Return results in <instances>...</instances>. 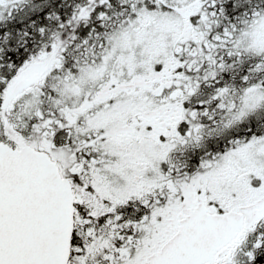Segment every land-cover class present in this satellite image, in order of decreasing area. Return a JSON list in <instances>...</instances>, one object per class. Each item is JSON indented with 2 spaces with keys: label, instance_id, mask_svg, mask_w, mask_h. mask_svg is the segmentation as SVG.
<instances>
[{
  "label": "flooded vegetation",
  "instance_id": "1",
  "mask_svg": "<svg viewBox=\"0 0 264 264\" xmlns=\"http://www.w3.org/2000/svg\"><path fill=\"white\" fill-rule=\"evenodd\" d=\"M90 1L52 0L54 23L47 26L48 31L38 25L35 30L29 27L30 30L14 33L34 35L39 40L54 38L56 41L62 37H83L89 28L92 33L93 16H86L76 26L75 13L77 6L83 5L82 2L88 6ZM201 1L197 0L184 9L188 17L181 32H192L194 37H209L211 31L214 33V26L210 27L211 31L197 28L201 21ZM102 6L107 11L109 0H102ZM41 15L36 18L41 19ZM8 16L15 19L12 14ZM50 47L42 46L40 50ZM34 48H17L15 51L27 54ZM67 49H61V57L57 59L61 63L57 67L64 64ZM185 58L177 61L173 55L166 66L156 67L151 76L142 80L122 82L115 72H105V80L101 79L96 87L87 90L72 110L58 108L57 113L41 111L36 130L32 127L29 132L13 133L0 126L2 141L15 149L28 148L48 158L56 165L62 178L70 182L74 195V232L69 264H74L75 257L85 256L87 247L91 250L88 255L90 261L102 257L110 264H148L179 231L183 222L200 211L209 215L239 213L240 220L224 233L221 242L204 252L193 264L237 263V250L250 237L248 215L253 214L252 225L256 226L261 220V216L256 217L257 211L264 212V194H257V188L255 191L249 188L244 175H239L233 167V160L224 155L236 148L235 135L225 139L221 146L218 132L206 133L215 128L209 127V119L216 117L219 111L209 103L194 106L200 96L189 92L193 88L197 92L202 85L192 79L200 71L196 68L191 72ZM227 76L230 81L232 74L229 72ZM21 77L15 86L21 83L22 88L13 94L14 86L11 96L36 86V76ZM174 88L181 92L173 94L171 90ZM117 102L131 110L115 126H108L104 112ZM190 119L199 121L196 124ZM184 125H189L192 132L186 133ZM172 139L182 149L173 153L168 161L157 160L154 154L156 146L173 144ZM148 150H151L152 158ZM140 154L145 158L140 159ZM127 187L130 190L128 194H135L129 210L123 206L105 208L109 205L106 204L101 205L105 211L100 214L99 208L89 203V194H123ZM243 190L247 195L238 198L237 194H243ZM92 201L97 203L95 198ZM128 213L131 216L127 217ZM98 216H103V223H98ZM129 221L133 223L130 230L124 227ZM121 226L126 230L118 234L122 242L109 240L117 230H121ZM124 228L121 231L124 232ZM99 229L101 231L98 232ZM101 236L105 246L100 255L98 250L93 251L92 245L95 238Z\"/></svg>",
  "mask_w": 264,
  "mask_h": 264
},
{
  "label": "rangeland",
  "instance_id": "2",
  "mask_svg": "<svg viewBox=\"0 0 264 264\" xmlns=\"http://www.w3.org/2000/svg\"><path fill=\"white\" fill-rule=\"evenodd\" d=\"M43 1L0 0V25L3 27L18 25L20 28H22L21 25L32 28L42 25L47 30V26L54 23L52 16L54 7H52V0H47V3ZM196 1L119 0V6L112 10L108 6L107 11L99 14L102 0H91L88 6L84 5L86 2H82L83 5L77 6L75 25H79L83 19H86V16L92 14V33L89 28L88 33L83 37H62L57 41L54 38H45L53 39L55 44L47 50L34 48L25 54L24 58L20 60L21 63L15 68L14 75L8 79L2 77V66L0 65V126L13 133L29 132L32 127L33 130H36L41 111L57 113L58 108L72 110L80 103L87 90L96 87L101 79L105 80V72L108 74L115 72L117 78L122 82L142 80L151 76L156 67L166 66L173 55L177 61L186 57L189 70L192 72L199 68L200 71V74H196L192 79L202 85L197 92L195 88L189 92V94L200 96L199 100L196 99L198 102H195L194 106L200 107L204 102L215 105L219 111L216 117L209 119V127L216 129L212 128L206 133L218 132L221 146L225 139L232 137V134L235 135L236 148L233 151L225 152L224 155L233 160V167L239 175H244L249 188L254 191L257 188V194L263 195L264 137L244 138L239 131L241 130L240 126L246 120L259 115L258 113L262 111L264 86L261 83L250 82L247 79L249 74L243 75L238 80L235 76L236 68L229 71L230 66L221 57H225L230 51L232 53L240 52L238 55L264 56V13L258 14L239 33H226L225 36H221V43L215 47V39L219 36L215 35V32L212 34V28H210L212 14L209 15V12L213 9L211 0L201 1V21L197 25L198 27L196 26L211 31L210 36L196 35L194 37L192 32L188 34L181 32L188 17L184 9ZM95 11L99 17L96 20ZM100 11L102 12V10ZM40 13L42 14L41 19H37L36 17ZM9 14L15 15V19H10ZM215 24L217 25L216 22ZM62 48H68L66 50L68 54L65 56L66 59L63 61L62 67H57L56 65L61 63L57 59L61 57L59 53L63 51ZM0 56H2L1 51ZM0 61L2 62V57ZM258 66L262 67V63ZM229 72L232 74L230 81L227 76ZM22 75L36 76V86L29 87V89L27 87L17 96H11L13 87L21 81ZM213 81H215L214 85L211 84ZM171 92L176 94L181 90L174 88ZM122 105L117 102L112 109L104 112L109 123L108 126H115L128 116L130 108H123ZM190 120L196 124L199 121L198 119ZM184 129H187L186 133L192 132L189 125H184ZM173 140V144L156 146L154 154L157 160L168 161L173 153L182 149ZM147 153L152 158L151 150H148ZM143 158L145 157L140 154V159ZM127 191H130L128 187L125 188L123 194H89V203L93 204L92 207L99 208L98 213L100 214L105 211L101 205L106 204L109 205L105 208L123 206L124 209L129 210L133 206L135 194H128ZM245 195L247 194L243 190V194H237V197L243 198ZM94 198L97 203L92 201ZM128 216L131 214L128 213ZM258 216H261V220L253 227V214L248 215V221L251 222L250 237L248 242H245L244 246L237 250L236 264L240 262L243 255H249L248 243L254 244L260 237V229L264 226L263 210L257 211L256 217ZM98 219L99 224L103 223V216H98ZM131 221L133 222L132 217ZM131 221L124 226L128 230L132 228ZM124 227L121 226V230ZM125 228L124 232L117 230L118 232L108 239L121 243L122 237H119L118 234L125 233ZM99 231L101 230L99 229ZM105 236L106 234L103 235L106 239ZM101 238L102 236L95 238V243L92 245L93 251L98 250L100 255L102 254L101 249L105 246V240L101 241ZM84 252L85 256L74 258V264H110L102 257L90 261L88 255L91 250L88 247Z\"/></svg>",
  "mask_w": 264,
  "mask_h": 264
},
{
  "label": "water",
  "instance_id": "3",
  "mask_svg": "<svg viewBox=\"0 0 264 264\" xmlns=\"http://www.w3.org/2000/svg\"><path fill=\"white\" fill-rule=\"evenodd\" d=\"M239 220L238 213L197 212L148 264H193ZM73 230L70 182L41 154L0 139V264H68Z\"/></svg>",
  "mask_w": 264,
  "mask_h": 264
},
{
  "label": "trees",
  "instance_id": "4",
  "mask_svg": "<svg viewBox=\"0 0 264 264\" xmlns=\"http://www.w3.org/2000/svg\"><path fill=\"white\" fill-rule=\"evenodd\" d=\"M79 3L80 1H78V5ZM211 3H213V9L209 12V15L212 14L211 23L212 26L215 27V35L219 36V38L215 39V47L218 43H221V36H225L226 33H239L241 29L250 21H253L258 14L264 13V0H211ZM117 6H119V0H109L110 10ZM103 9L102 6L100 8L102 12L99 10L98 14L103 13L105 11ZM97 11H95V17L98 16ZM215 20H217V25L214 22ZM21 27L22 28L12 25L9 30L4 27L0 28V51L2 53V56H0V58L2 57L0 65L2 66V77L5 79L14 75L15 68L21 63L20 60L23 59L25 55L22 52L15 51V48L35 47L40 49L42 46L50 47L54 44L53 39L39 40L34 35L24 36L14 33H22L27 29L30 30V28L25 25H21ZM35 29L36 28H34V30ZM9 31L10 34L8 33ZM4 34H6V36H3ZM42 41L45 43H42ZM229 49L231 50V48ZM238 53L240 52L232 53V51H230L225 57H221V59L230 66L229 71L236 68L235 76L238 80H240L243 75L247 76V74H249L247 79L250 82L261 83L264 86V56L238 55ZM261 63L262 67L258 66ZM258 114L259 115L246 120L240 126L241 130L239 132L244 138L251 136L254 138L264 137V107ZM260 233L259 239H257L254 244L248 243L247 250L250 249L249 255H243L238 264H264V226L261 227Z\"/></svg>",
  "mask_w": 264,
  "mask_h": 264
}]
</instances>
